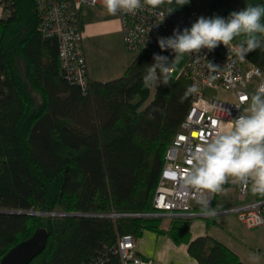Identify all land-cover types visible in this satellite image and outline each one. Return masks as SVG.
Instances as JSON below:
<instances>
[{
  "label": "trees",
  "instance_id": "1",
  "mask_svg": "<svg viewBox=\"0 0 264 264\" xmlns=\"http://www.w3.org/2000/svg\"><path fill=\"white\" fill-rule=\"evenodd\" d=\"M255 5H264L260 0ZM0 20V258L37 227L48 237L28 264H82L110 247L117 235L164 232L160 217L111 216L143 212L151 200L165 151L191 102L190 81L150 89L142 77L153 54L138 53L125 73L89 89L68 82L57 40L38 29L35 0H5ZM264 22V18H262ZM155 109V111H154ZM151 113L153 118H149ZM90 214V215H88ZM188 240L174 218L166 231ZM199 264H243L210 237L188 243Z\"/></svg>",
  "mask_w": 264,
  "mask_h": 264
},
{
  "label": "built area",
  "instance_id": "2",
  "mask_svg": "<svg viewBox=\"0 0 264 264\" xmlns=\"http://www.w3.org/2000/svg\"><path fill=\"white\" fill-rule=\"evenodd\" d=\"M35 3L38 29L44 36L57 40V57L64 78L79 86L82 92L88 91L90 79L82 45L79 10L85 3L103 6L102 0H35ZM166 9H152L145 5L135 13H117L127 50L135 53L161 51L157 43L158 37L171 36L177 27L180 30L190 28L201 17L193 11L175 10L166 14ZM5 12V0H0V20ZM197 56L198 60L195 59ZM183 58L182 66L177 72L174 68L171 75L186 77L190 85H197L199 92L191 95L189 109L165 151L151 208L143 212L110 215L168 219L209 218L200 214L203 202L208 200L215 209L214 216L232 213L248 229L264 227V198L247 199L250 184L245 186L230 180L229 183L237 185L239 202L219 209L213 207L217 193H208L185 183L190 151L215 135L214 121L230 123L238 118L247 106L242 103L244 96H251L264 86V70L249 64L247 57L243 61L239 60L231 51V46L227 49L223 44L212 51L202 49L200 53ZM208 62L219 68L210 72ZM205 89L226 91L233 97L221 99L217 95L208 96ZM236 105H240V109ZM82 264H152V261L137 253L136 237L123 234L117 235L110 247Z\"/></svg>",
  "mask_w": 264,
  "mask_h": 264
},
{
  "label": "clouds",
  "instance_id": "3",
  "mask_svg": "<svg viewBox=\"0 0 264 264\" xmlns=\"http://www.w3.org/2000/svg\"><path fill=\"white\" fill-rule=\"evenodd\" d=\"M102 3L110 15L135 13L145 5L156 9L165 4L168 5L166 14H171L189 0H102ZM173 3L178 7H173ZM262 18L264 5H249L231 12L227 18L201 16L190 28L177 27L171 36L158 37L161 52L170 50L174 58L170 60L168 56L154 53V62L146 67L142 77L143 87L170 86L172 70L184 56L200 53L202 49L212 51L221 44L227 49L231 46V51L243 61L249 53L264 47ZM207 67L210 72L219 68L211 62ZM198 92L197 85H190L185 98ZM242 103L247 107L238 118L230 123L214 121L215 135L190 151L185 174L187 185L215 194L231 180L245 186L250 184L254 195L264 197V86L251 96L245 95ZM149 118H153L151 113ZM200 214L206 217L216 214L210 201L203 202Z\"/></svg>",
  "mask_w": 264,
  "mask_h": 264
},
{
  "label": "crops",
  "instance_id": "4",
  "mask_svg": "<svg viewBox=\"0 0 264 264\" xmlns=\"http://www.w3.org/2000/svg\"><path fill=\"white\" fill-rule=\"evenodd\" d=\"M259 1L189 0L188 4L176 10L193 11L205 18L214 15L227 18L231 12L242 10L249 5L253 6ZM167 7L168 5L165 4L159 8ZM173 7L178 6L173 3ZM79 22L89 79L106 82L122 76L138 53L131 52L124 47L118 15L108 14L102 5L85 3L79 10ZM246 57L249 64L257 65L264 70V47L258 48ZM218 94L221 99H232L233 97L226 91H218ZM252 198L264 197L254 195L250 185L247 199ZM238 202L237 185L228 182L223 190L216 194L213 207L222 209ZM176 219H181L187 225L188 240L175 241L166 233L173 219L161 218L159 228L164 232L143 230L136 238L137 253L151 260L152 264H199L197 259L189 253L188 243L198 237H210L228 247L243 264H264V227L248 229L232 213L209 218ZM255 230H259L257 238L250 239L245 234Z\"/></svg>",
  "mask_w": 264,
  "mask_h": 264
},
{
  "label": "water",
  "instance_id": "5",
  "mask_svg": "<svg viewBox=\"0 0 264 264\" xmlns=\"http://www.w3.org/2000/svg\"><path fill=\"white\" fill-rule=\"evenodd\" d=\"M17 212L33 214L30 210H0V212ZM48 231L44 227H37L26 239L12 246L1 258L0 264H28L45 247Z\"/></svg>",
  "mask_w": 264,
  "mask_h": 264
},
{
  "label": "rangeland",
  "instance_id": "6",
  "mask_svg": "<svg viewBox=\"0 0 264 264\" xmlns=\"http://www.w3.org/2000/svg\"><path fill=\"white\" fill-rule=\"evenodd\" d=\"M123 44H124V42H123ZM124 47H125V44H124ZM126 48V47H125ZM129 53V52H128ZM131 55L132 56H134L133 55V53H131ZM172 58H174V57H172ZM171 58V59H172ZM170 59V60H171ZM183 62H184V58H182L181 59V61L175 66V70H176V72L178 71V69L182 66V64H183ZM155 88H156V86H154L153 88H151L150 89V96H149V99L146 101V102H148L152 97H153V95H154V91H155ZM208 96H211V95H217V96H219V94H218V91H215V90H212V89H205V91H204ZM261 231V230H260ZM250 239L251 238H257L258 236H259V230H255V231H250V232H247V233H245ZM253 240H256V239H253Z\"/></svg>",
  "mask_w": 264,
  "mask_h": 264
},
{
  "label": "snow or ice",
  "instance_id": "7",
  "mask_svg": "<svg viewBox=\"0 0 264 264\" xmlns=\"http://www.w3.org/2000/svg\"><path fill=\"white\" fill-rule=\"evenodd\" d=\"M214 123V122H213Z\"/></svg>",
  "mask_w": 264,
  "mask_h": 264
}]
</instances>
